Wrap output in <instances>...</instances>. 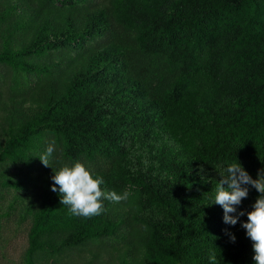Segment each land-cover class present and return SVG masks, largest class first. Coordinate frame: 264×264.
I'll use <instances>...</instances> for the list:
<instances>
[{
  "label": "trees",
  "instance_id": "trees-1",
  "mask_svg": "<svg viewBox=\"0 0 264 264\" xmlns=\"http://www.w3.org/2000/svg\"><path fill=\"white\" fill-rule=\"evenodd\" d=\"M76 161L128 199L73 215L51 188ZM239 162L264 169V0H0V219L29 226L24 264H255L247 215L214 204Z\"/></svg>",
  "mask_w": 264,
  "mask_h": 264
},
{
  "label": "clouds",
  "instance_id": "clouds-1",
  "mask_svg": "<svg viewBox=\"0 0 264 264\" xmlns=\"http://www.w3.org/2000/svg\"><path fill=\"white\" fill-rule=\"evenodd\" d=\"M53 151L54 147L49 145L46 154L39 157L45 166H49L48 157ZM53 171L54 183L51 190L58 191L61 204L69 206V211L73 215L83 217L100 215L104 210L103 199L116 203L128 199L127 191L118 194L116 191L102 190L103 176L93 173L80 161L71 165L64 163ZM218 175L220 179L215 187L214 204L223 208V221L226 224L234 226L242 216L247 215V220L241 223V227L246 230V236L252 242L255 264H264V169H260L257 178L253 179L240 162L231 163L223 167ZM249 186L255 188L259 195L251 211L237 212L236 206L249 195ZM233 213L237 214L232 215ZM227 234L232 242L236 241L234 234ZM211 259L214 261L215 256Z\"/></svg>",
  "mask_w": 264,
  "mask_h": 264
},
{
  "label": "rangeland",
  "instance_id": "rangeland-1",
  "mask_svg": "<svg viewBox=\"0 0 264 264\" xmlns=\"http://www.w3.org/2000/svg\"><path fill=\"white\" fill-rule=\"evenodd\" d=\"M28 228V225L18 228L13 221L0 219V264H24Z\"/></svg>",
  "mask_w": 264,
  "mask_h": 264
}]
</instances>
